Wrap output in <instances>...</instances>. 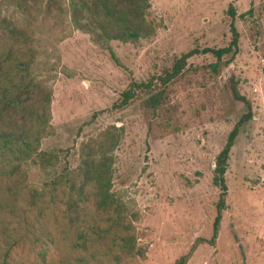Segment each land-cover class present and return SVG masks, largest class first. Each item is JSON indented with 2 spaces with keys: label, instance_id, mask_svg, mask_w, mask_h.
<instances>
[{
  "label": "rangeland",
  "instance_id": "obj_1",
  "mask_svg": "<svg viewBox=\"0 0 264 264\" xmlns=\"http://www.w3.org/2000/svg\"><path fill=\"white\" fill-rule=\"evenodd\" d=\"M77 1L87 10L0 0V264H175L184 255V264H264V0H109L119 22L97 1ZM228 6L231 59L214 71L211 54L193 55L159 108L141 92L121 104L132 82L156 90L188 50L227 46ZM126 28L137 38L125 39ZM230 77L251 118L228 154L210 244L214 157L242 112ZM19 80L37 87L19 91ZM24 134L40 136L47 165L16 159Z\"/></svg>",
  "mask_w": 264,
  "mask_h": 264
},
{
  "label": "trees",
  "instance_id": "obj_2",
  "mask_svg": "<svg viewBox=\"0 0 264 264\" xmlns=\"http://www.w3.org/2000/svg\"><path fill=\"white\" fill-rule=\"evenodd\" d=\"M97 1V3L100 5L101 11L106 16L114 17L116 22L120 21L124 15L121 13V10L115 9L114 7L110 6L108 3L109 0H94ZM70 7L74 12H77L79 10H87L86 1H83L80 3V6L78 5L79 2L77 0H70L69 2ZM143 7L140 8L142 10ZM227 15L230 17L229 21V33H230V40L227 46L223 48L218 49H212V48H203L201 50L197 49H190L187 52L181 54L174 62L171 70L167 73H165L163 76H157V88L156 90L151 88L150 82L147 83H130L127 87V89L121 93V104H125L127 101L132 99L134 95L137 92H141L147 95V97L144 100V103L147 107L151 109L159 108L163 94L165 92V86L172 81L174 78H176L182 69L185 67L186 61L188 58L192 57L193 55L197 54H205L209 53L211 54L215 59L216 63L212 65L213 70L216 71V68H218V64L220 60L228 56V60L231 59L236 51H237V40H238V34L234 26V13L231 6H228L227 9ZM94 26H96L97 30L104 31L105 25L100 24L98 20H94V18H90ZM74 26L78 29H82L80 24L77 20H73ZM124 38L125 39H136L137 33L125 29L124 30ZM227 65V62H223L222 66ZM15 67L18 68L19 73L27 72L26 68H23L21 65H15ZM26 78V76H24ZM229 82V92L230 96L234 101H238L242 105V112L237 121L234 123L231 130L228 132L224 144L219 150V152L214 157V163H213V170H212V184L214 187L218 189V195L215 202V216L212 221V233L211 237L209 239V243L212 244L218 230V225L221 219V213L224 210V198L226 195V185L224 181V173L227 168V160H228V154L233 146L236 137L238 136L241 129L244 127V125L247 123V121L251 118V108L250 104L247 99H245L243 96H240L235 88L234 83L231 80V77L228 79ZM14 85V82H12V86ZM18 87L17 89L20 90H26L27 88H36L37 84L35 82L27 81L25 83V80H19L16 84ZM14 89V86H13ZM48 102L45 99H42L40 104H38L37 108H33V116H32V122L34 126H37L39 128L38 131H43V123H44V117L46 116ZM18 107L21 109V106L18 102ZM39 137L38 135H30V134H24L22 138L20 139L19 145L16 148L17 157L16 159H27L30 162H37L41 163L42 165H47V163L51 159V152L50 151H42L38 150L37 146L39 144ZM35 159V160H34ZM58 182L53 183L55 185ZM187 256H181L175 264H184L186 262Z\"/></svg>",
  "mask_w": 264,
  "mask_h": 264
}]
</instances>
